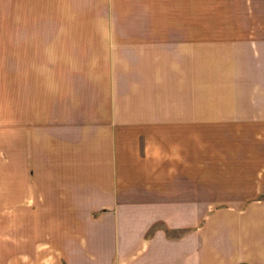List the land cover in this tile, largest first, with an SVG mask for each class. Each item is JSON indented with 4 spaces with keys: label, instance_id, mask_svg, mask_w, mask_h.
<instances>
[{
    "label": "crops",
    "instance_id": "0c3cea01",
    "mask_svg": "<svg viewBox=\"0 0 264 264\" xmlns=\"http://www.w3.org/2000/svg\"><path fill=\"white\" fill-rule=\"evenodd\" d=\"M0 50L25 193L0 264H264V189H215L219 164L195 189L193 160L235 112L195 105V50H264V0H0Z\"/></svg>",
    "mask_w": 264,
    "mask_h": 264
},
{
    "label": "rangeland",
    "instance_id": "374dc122",
    "mask_svg": "<svg viewBox=\"0 0 264 264\" xmlns=\"http://www.w3.org/2000/svg\"><path fill=\"white\" fill-rule=\"evenodd\" d=\"M194 56L195 105L231 107L236 112L210 114L209 129L195 124L194 188L209 189L215 184L207 167L219 164L225 179L224 185L215 189H264V177L260 176L264 175V121L251 120L264 116V50H195ZM9 85V50H0V234L10 230V202L16 196L25 197L23 189H10ZM217 149L223 155H218ZM250 166H254L252 172ZM32 190L34 200L41 201L42 189ZM1 242L9 243V239L0 238V246Z\"/></svg>",
    "mask_w": 264,
    "mask_h": 264
}]
</instances>
